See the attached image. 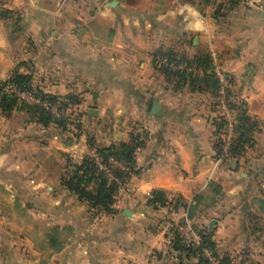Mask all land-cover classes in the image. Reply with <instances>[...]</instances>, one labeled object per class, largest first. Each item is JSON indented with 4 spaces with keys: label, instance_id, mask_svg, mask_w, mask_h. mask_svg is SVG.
Here are the masks:
<instances>
[{
    "label": "crops",
    "instance_id": "0c3cea01",
    "mask_svg": "<svg viewBox=\"0 0 264 264\" xmlns=\"http://www.w3.org/2000/svg\"><path fill=\"white\" fill-rule=\"evenodd\" d=\"M262 12L229 0H0V87L18 73L43 94L76 98L67 115L81 128L72 139L28 108L0 110V264H198L175 248L180 225L210 232L231 264H264L249 215L264 214ZM210 54L256 124L253 145L224 163L214 80L156 66L170 56L209 68ZM139 131L132 165L110 158L129 174L114 178L110 212L66 188L84 157ZM156 192L173 212L152 205Z\"/></svg>",
    "mask_w": 264,
    "mask_h": 264
},
{
    "label": "trees",
    "instance_id": "16d2710c",
    "mask_svg": "<svg viewBox=\"0 0 264 264\" xmlns=\"http://www.w3.org/2000/svg\"><path fill=\"white\" fill-rule=\"evenodd\" d=\"M9 83L16 84L20 89L25 91H35L38 96L41 97L43 102L48 103L50 106H56L58 110L63 112L67 110L72 105L78 104V101L74 97H58L53 95L43 94L40 91L33 89L31 84V78L28 76L19 75L14 73L12 79ZM18 104L16 100H9L3 93V85L0 87V110L4 113L12 112ZM30 110L44 126H48L50 123L57 124L61 129L66 131L67 119L65 116L61 118L60 121H56L49 110L40 108L38 106H30ZM241 129L240 136L237 140V144L233 148V157L239 158L244 155L248 147L253 145L252 134L256 128V124L252 121L246 113L240 119ZM135 142V141H134ZM121 144L119 146H114L109 149H102L98 151V155L103 160V163L108 165L110 158L115 161L121 162L124 165H132L135 151L140 144ZM220 156V150L217 146V158ZM76 171H74L73 176L64 181L67 189L76 194L81 201L88 204L93 210H99L104 212H110L111 207L114 204V195L118 189L117 184L114 181H110L108 178L103 176V174L96 176L98 173V168L94 160L85 159L81 166H76ZM114 178L119 180H124L128 175H124L123 172L116 169L112 171ZM151 203L154 207L158 204L161 207L167 205V200L165 195L156 192L152 196ZM200 234V244L198 247L193 248L192 246L181 245L180 238L176 239L175 248L178 251L184 252L187 257H194L198 259V264H210L208 260L203 257V250L209 249L213 252L215 258L219 261V264H231V261L227 258H220L215 253V244L213 242V236L210 232L201 231ZM51 238H55L56 234H51Z\"/></svg>",
    "mask_w": 264,
    "mask_h": 264
},
{
    "label": "built area",
    "instance_id": "2783aa9c",
    "mask_svg": "<svg viewBox=\"0 0 264 264\" xmlns=\"http://www.w3.org/2000/svg\"><path fill=\"white\" fill-rule=\"evenodd\" d=\"M235 4L244 7H254L262 9V0H229ZM211 66L205 67L203 64L199 66H191L185 63H178L170 56H160L156 60V66L158 69L168 73H184L187 76H199L205 78L210 75L217 86V103L214 107L216 113V132H217V146L220 150V156L218 162L224 163L234 160L233 148L237 144V140L240 136L241 129V117L246 113V106L235 99L233 96L234 82L232 77L226 73L222 66L214 61L213 55L210 54ZM213 59V60H212ZM10 81V80H9ZM6 82L3 85V93L9 100H16L18 106H38L40 108L49 110L56 121H60L63 114L58 110L56 106H50L48 103L43 102L41 97L36 94L35 91H25L20 89L16 84ZM69 131L71 136L78 138L81 135V131L78 127L77 120H70ZM134 139L138 143L146 141L145 133L142 131L134 133ZM92 159L94 158L98 168L105 172L110 181H115L110 169L103 166L95 152L88 155ZM158 208L161 206L158 204ZM173 204H168L166 208L170 211H174ZM180 238L187 246L196 248L200 244V234L192 227L188 225H180L177 227ZM203 257L210 262V264H219V261L215 258L213 252L209 249L203 250Z\"/></svg>",
    "mask_w": 264,
    "mask_h": 264
},
{
    "label": "rangeland",
    "instance_id": "374dc122",
    "mask_svg": "<svg viewBox=\"0 0 264 264\" xmlns=\"http://www.w3.org/2000/svg\"><path fill=\"white\" fill-rule=\"evenodd\" d=\"M76 105V104H75ZM73 106V105H72ZM71 106V107H72ZM18 108H28V109H30V106H18ZM70 108V107H69ZM64 114H63V116H65V118L67 119V127H66V131H67V133H68V135H70V138H72V139H74V137H72L71 136V133H70V131H69V125H70V120H74L75 119V117H73V115H72V113H69L70 115L68 116L67 114H68V111L67 110H65L64 112H63ZM78 127H79V130L81 131V128H80V123L78 122ZM81 136V135H80ZM79 138V137H78ZM78 138H75V139H78ZM135 141V142H134ZM133 142L135 143V144H137L138 143V141L137 140H134ZM97 150V149H96ZM95 154H96V157H98L99 158V160H100V162H101V164L103 165V166H105V167H107L108 169H110V171H111V175H112V177L114 178V174H113V169L111 168V163H110V160H109V163H108V165H106V164H104L103 163V160L100 158V156L98 155V151L97 152H95ZM257 155V154H256ZM257 156H260V155H257ZM85 159H88V160H94V158L92 159L91 157H89V156H86V157H84V159L82 160V163L84 162V160ZM113 159V158H112ZM260 160H261V162L260 163H256L257 165H259V169H258V172H259V174H260V178H259V182H260V184L259 185H257V192H260V193H264V158L261 156V158H259ZM96 160V159H95ZM94 160V161H95ZM114 160V159H113ZM113 160H111V162L113 161ZM115 161V160H114ZM82 163L80 164V165H78V166H81L82 165ZM96 167L98 168V166L96 165ZM98 173H97V175L96 176H98L99 177V175H101V174H103V176H105L106 178H108V176H107V174L105 173V172H103V171H101L99 168H98ZM109 179V178H108ZM110 180V179H109ZM115 182V181H114ZM250 216H251V218H252V220H251V228H252V230L250 231V234H252L255 238H257V242L256 243H261L262 242V244H263V248H260V250H261V252L264 254V214H262V213H260L259 211H257V209H254V212H252V213H250L249 214ZM40 222H38V226L40 225L39 224ZM253 230H254V232H253ZM260 245V244H259ZM242 264V263H241ZM244 264V263H243ZM256 264H262V263H256Z\"/></svg>",
    "mask_w": 264,
    "mask_h": 264
},
{
    "label": "water",
    "instance_id": "95a60500",
    "mask_svg": "<svg viewBox=\"0 0 264 264\" xmlns=\"http://www.w3.org/2000/svg\"><path fill=\"white\" fill-rule=\"evenodd\" d=\"M261 15H262V17L264 18V12H262ZM158 109H159V108H158V103L155 102V103H154V106H153V109H152V114H153V115H156L157 112H158Z\"/></svg>",
    "mask_w": 264,
    "mask_h": 264
}]
</instances>
